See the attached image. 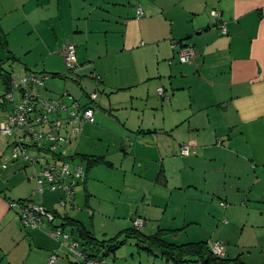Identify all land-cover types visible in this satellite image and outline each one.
I'll return each instance as SVG.
<instances>
[{"label":"crops","instance_id":"1","mask_svg":"<svg viewBox=\"0 0 264 264\" xmlns=\"http://www.w3.org/2000/svg\"><path fill=\"white\" fill-rule=\"evenodd\" d=\"M180 40L194 49L187 63L172 48ZM69 44L72 71L64 61ZM10 62L21 65L18 73H58L54 79L75 83L78 91L68 94L93 106L97 120L83 123L71 144L85 172L76 195L87 217L59 214L62 194L37 193L32 167L9 157L0 134V264H48L54 253L55 264L76 263L22 225L10 204L26 199L56 211L64 231L72 228L63 216L81 223L103 245L96 250L103 264H180L138 249L135 238L124 245L134 241L130 252H107L137 217L145 234L163 230L168 243L206 242L212 253L220 243V257L264 263V0H0V64ZM88 156L111 166H90ZM196 225L199 236L181 238ZM187 260L181 264L197 259Z\"/></svg>","mask_w":264,"mask_h":264},{"label":"built area","instance_id":"2","mask_svg":"<svg viewBox=\"0 0 264 264\" xmlns=\"http://www.w3.org/2000/svg\"><path fill=\"white\" fill-rule=\"evenodd\" d=\"M137 12L143 14L140 7ZM177 51L182 62H188L194 56L191 45ZM64 61L69 70L75 68L77 56L74 45L66 46ZM47 79L48 76L33 71L11 73L10 88L3 87V92H0V104L8 112L0 130L4 135H16L11 158L26 160L32 167V177L38 185L36 192H60L62 205L75 207L76 187L85 180V172L81 165L74 162L73 153H70L71 144L83 123H94V111L81 106L68 92L59 99L43 98L41 89ZM158 92L163 94L162 89ZM11 104L13 108L9 111ZM182 153L187 154L188 148H183ZM10 205L20 209L21 222L25 227L46 231L56 219L51 209L30 199L13 201ZM134 226L143 228V220L136 218ZM47 233L59 242L62 239L65 250L81 264H103L101 258L85 254L70 232L55 226ZM212 250L217 256L223 255V245L220 243H215ZM57 259V254L51 255L48 264H55Z\"/></svg>","mask_w":264,"mask_h":264},{"label":"trees","instance_id":"3","mask_svg":"<svg viewBox=\"0 0 264 264\" xmlns=\"http://www.w3.org/2000/svg\"><path fill=\"white\" fill-rule=\"evenodd\" d=\"M185 46H189V44L183 43L182 40L178 42L177 41L172 42V48L174 49V51H176L177 56H178L177 50ZM40 74L44 76H48V78L49 76L51 78L62 77V75L58 73H53L52 75H50L48 73L42 72ZM0 78H1V81L3 82L2 83L3 86L6 89H9L11 85L10 71H6L2 67L1 64H0ZM97 80H99V77H97ZM164 94H165L164 90H163V94H160L158 92V95L160 97H164ZM95 96H96V93H91L90 99L91 98L94 99ZM85 108L93 109L94 122H95V108L90 105H85ZM85 158L90 163V166H94L96 164H105V165L111 166L109 162L104 160L103 157L92 158L88 156ZM26 200H29V199H26ZM54 213L57 216V212L54 211ZM137 218H140V217H137ZM135 219L132 221L133 225L131 228H128L127 230L122 231L121 233H119L118 235H116L110 240L111 242H113V244L109 245L108 249L106 247V250L108 253L114 252L121 246H124L125 243L127 242V238H135L136 239L135 245L138 247V249L146 251L148 253H154L155 251H158L160 252V254H162V256L165 257L166 260L172 261L175 263H180V264L185 263L186 261H188L187 257H193L197 259V260H192L193 264H245L240 258L229 259V258L220 257V256L215 255L214 253L210 251L206 242H197V243L193 242V243H187L184 245H174V244L168 243L165 239H163V236H164L163 230H158L154 234L147 235L142 230L143 228H137L134 226ZM62 220L65 226L67 225L72 228L70 232L72 235V239L77 240L80 243L81 250L85 254H87L88 256H93V257L99 256V254L97 253L98 247L103 246V245L99 244V242L96 239L91 237L89 232L83 227L81 223L73 220L67 215L63 216ZM122 234H124L125 238L122 240H118ZM107 252L106 253L104 252V254L101 255L100 257L104 258L108 254ZM75 261H76L75 264H81L79 261L77 260ZM261 264H264V263H261Z\"/></svg>","mask_w":264,"mask_h":264},{"label":"rangeland","instance_id":"4","mask_svg":"<svg viewBox=\"0 0 264 264\" xmlns=\"http://www.w3.org/2000/svg\"><path fill=\"white\" fill-rule=\"evenodd\" d=\"M29 40V39H28ZM24 44H26V42H24ZM26 48L25 49H22V57L23 58H26L27 56H29V53H26ZM75 52H76V49H75ZM31 58V57H30ZM32 59V58H31ZM181 63H187V62H182L181 60H179ZM189 62V61H188ZM12 63L10 62L9 64H7V65H4V68H5V70H7V71H10V75H11V73L12 72H16V71H14V70H18V68H20L21 67V65H19L18 63H14V65L13 66H10ZM41 67V66H40ZM67 67V66H66ZM77 67V63H76V65H75V68ZM74 68V69H75ZM67 70H69L68 68H66ZM74 69H72V70H74ZM33 70L35 71L36 69L35 68H33ZM72 70H70V71H72ZM28 72H30V71H26L25 70V72H23L24 74H26V73H28ZM37 72H40V70H37ZM18 73V72H17ZM46 88V89H45ZM77 85L75 84V83H73V82H71V81H66V82H62V80H60V79H54V78H49V79H47L46 81H45V86L41 89V94H42V96L44 97V98H46V97H48V98H55V97H57V96H60V95H62V94H64V93H66V92H69V93H71L72 95H74V93H73V91H76L77 89ZM0 90H1V92H3V90H4V88H3V85H2V88H0ZM78 91V90H77ZM136 91H138V90H136ZM44 92V93H43ZM88 92H91V91H89L88 90ZM87 92V93H88ZM75 97H80V95H78V96H75ZM120 98V97H119ZM121 99H125L124 97H121ZM81 101L82 102H86L87 100L85 99V98H82L81 99ZM137 103H139V104H141V101L139 100ZM147 104V103H146ZM12 108H13V105L11 104V105H9V111L10 110H12ZM127 108L128 109H130L129 108V106H127ZM5 111V113H4V118L2 119V117H0V120L2 119V121H0V128H1V124H2V122L4 121V119H5V117H6V114L8 113L7 112V109L4 107L3 108V106L0 104V113L2 112V111ZM95 119L97 120V118H96V116H95ZM82 131V130H81ZM81 131L79 132V134L81 133ZM63 132H65V130H63ZM0 134L2 135V136H4V137H6L7 139H8V144H7V149H6V151H8V153H9V157H11V147H12V145H13V142L16 140V135H14V134H11V135H4V134H2L1 133V130H0ZM78 134V135H79ZM77 135V136H78ZM70 153H73V149L71 150V152ZM12 159V158H11ZM4 163V161H2L1 162V165ZM3 167H6V164H4L3 165ZM4 172H7V171H4ZM31 172H32V170H31V168H29V170L27 169V173L28 174H31ZM38 186H36L35 185V183H33V188L34 189H36ZM33 189V190H34ZM23 191L26 193L27 191H28V188L26 187V186H24L23 187ZM123 194H125V193H123ZM34 195V194H33ZM77 197H76V202H75V207L74 206H72L71 204H69L66 208H64L65 206L64 205H62V199L60 198L59 199V201H58V204L59 205H57V204H54V207L57 209V212L59 213V214H64V213H70V212H77L78 214L80 213L82 216H85V217H87V210L84 208L83 209V205H82V202H83V199H82V192H80V194L78 193L77 195H76ZM219 207V206H218ZM83 209V210H82ZM199 209L201 210V206H199ZM52 210V209H51ZM79 210H81V211H79ZM53 212H54V210H52ZM203 215H204V213H200V218L203 220ZM223 219H221V220H219V221H217V220H215V221H209L208 222V226H209V228H211V229H216V228H218V227H221L222 225H223ZM61 221L58 219V218H56L55 219V221H54V223H52V224H49V227H48V229L46 230V231H42V230H39V229H37V230H39V231H41V232H43L46 236H48L49 238H51L52 240H54L57 244H59L60 245V247L62 248V250L65 252V247H64V245H63V240L61 239L60 240V242L59 241H57L54 237L52 238L48 233H47V231H49V230H51V229H53L55 226H58L57 225V223L59 224ZM201 228H202V226H199V225H196V226H192L191 228H190V230H188V232L186 233V234H183L182 236H181V238H183L184 240H186V235H190V234H194L193 236H199V233L201 232ZM32 229V228H31ZM142 230H144V228L142 229ZM217 231V230H216ZM216 231L214 232V234H216ZM149 232H152V231H148L147 233H149ZM181 238H179V239H181ZM191 238H193V237H191ZM134 243V241L133 240H131L130 241V244H127L126 246H124V247H122L119 251H129L130 252V250H131V245ZM118 251V252H119ZM54 254H56V253H54ZM51 255H53V254H51ZM50 255V256H51ZM57 255H58V253H57ZM49 256V257H50ZM48 257V258H49ZM71 257V256H70Z\"/></svg>","mask_w":264,"mask_h":264}]
</instances>
